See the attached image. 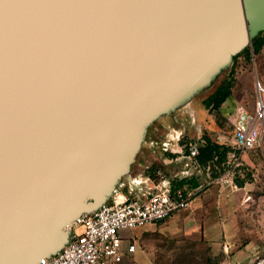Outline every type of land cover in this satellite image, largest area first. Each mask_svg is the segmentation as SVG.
Returning a JSON list of instances; mask_svg holds the SVG:
<instances>
[{"label":"water","instance_id":"1","mask_svg":"<svg viewBox=\"0 0 264 264\" xmlns=\"http://www.w3.org/2000/svg\"><path fill=\"white\" fill-rule=\"evenodd\" d=\"M263 30L264 0H0V264L60 251Z\"/></svg>","mask_w":264,"mask_h":264},{"label":"rangeland","instance_id":"2","mask_svg":"<svg viewBox=\"0 0 264 264\" xmlns=\"http://www.w3.org/2000/svg\"><path fill=\"white\" fill-rule=\"evenodd\" d=\"M264 55H254L251 61L239 56L232 61L226 72L220 76L234 72L233 93L218 110L207 108L203 99L208 93L188 98L177 104L175 109L155 119L149 128L138 151L136 161L131 170L123 176L115 193L128 188L130 176L145 174L153 160H157L165 149L176 144L172 133L182 132L178 143L188 142V137L202 139L204 135L211 138H230L232 134V114L236 103L243 104L253 110L256 98V79L264 86L260 65ZM257 77V78H256ZM235 97V98H234ZM176 135V133H175ZM172 138V139H171ZM198 143V142H197ZM227 143V142H224ZM188 153V147L182 148V154ZM239 164L232 159L218 163L210 162L211 175L224 168L234 170L235 183L241 187L238 194L229 192V198L238 199L241 204L233 215L230 229L224 230L221 249H214L209 241L200 238L199 234L188 235L184 231L172 230L162 232L158 225L147 224L135 231L137 251L126 264H260L264 262V142L255 148L239 153ZM229 160V158H228ZM150 168V167H149ZM243 180L240 186L238 181ZM133 194L139 193L131 187ZM245 199L244 200V198ZM244 200V201H243ZM236 218L238 219L236 222ZM238 227L241 229L238 232ZM218 263H216V262Z\"/></svg>","mask_w":264,"mask_h":264},{"label":"built area","instance_id":"3","mask_svg":"<svg viewBox=\"0 0 264 264\" xmlns=\"http://www.w3.org/2000/svg\"><path fill=\"white\" fill-rule=\"evenodd\" d=\"M256 89L254 109L236 103L231 137L217 138L234 149L227 164L235 159L238 165L239 153L264 142V86L258 79ZM185 146L188 147L187 156L196 159L199 152L196 142H185L173 150L182 153ZM207 170H212L210 162ZM215 181L221 187L237 186L232 168H224ZM155 189L147 196L127 194L114 198L93 211L81 214L69 226V239L63 248L55 254L42 256L37 264H126L137 251V229L158 223L188 208L197 194L195 189L173 190L162 169L156 171Z\"/></svg>","mask_w":264,"mask_h":264},{"label":"crops","instance_id":"4","mask_svg":"<svg viewBox=\"0 0 264 264\" xmlns=\"http://www.w3.org/2000/svg\"><path fill=\"white\" fill-rule=\"evenodd\" d=\"M261 52L264 55V45ZM260 53L258 54L260 55ZM260 68L264 81V60ZM175 133H172L171 136L176 140V144L170 146L169 149H165L156 158L157 160H153V169H150L152 166H149L150 168L148 167L145 174L130 176L127 182L128 188L125 187L123 192L115 193L113 199L121 198L127 194L147 196L154 192L156 190V171L157 169H162L173 190L195 189L197 190V194L191 200L188 208L180 210L169 218L151 225H158L159 229L165 233L176 229V231L182 230L188 235L197 236L199 234L200 238L207 239L214 249H221L222 244L220 242L223 239V232L230 229V224L234 220L233 215L241 205L238 199L232 201L229 198L231 195L229 192H236L235 194H238L240 193L238 190L241 187L238 185L236 187H221L215 181L216 176H212L211 172L207 170L209 162L203 164L197 159L188 157L187 153L175 152L173 149L179 148L180 144L178 140L182 132ZM192 181L197 182V186H191ZM131 187H135L139 193L133 194ZM245 199H247L246 196ZM237 220L236 218L235 222ZM240 231L241 229L238 227V232Z\"/></svg>","mask_w":264,"mask_h":264},{"label":"trees","instance_id":"5","mask_svg":"<svg viewBox=\"0 0 264 264\" xmlns=\"http://www.w3.org/2000/svg\"><path fill=\"white\" fill-rule=\"evenodd\" d=\"M263 45H264V30L260 32V34L254 40H252L251 44L247 45L240 52L234 55L232 61H235L239 56H244V58L247 61H251L254 55L260 53ZM228 67L220 72V74L217 76L215 82L211 87L202 89L193 97H197L203 93H208V95L203 99V104L207 108L218 110L221 107V105L226 101V99L230 97L233 93V85L235 82L234 72H231L230 74H226L222 78L220 77L223 72L227 71ZM154 123L155 122H153L150 125V127ZM188 142H196V143L198 142L197 144H198L199 152L196 156V159L203 164L212 162L215 158H217L216 161H218V163H223L226 160H228L229 156L232 153H234V149L228 143L219 142L217 138H211L208 135H204L202 139H198V140L196 139L195 136L188 137ZM153 167L154 166H152L150 169H153ZM219 173L220 171L218 172V170H216L215 176H217ZM237 181L240 186L243 185V180L237 179L236 182ZM197 184L198 183L195 181L191 182V186L193 187L197 186Z\"/></svg>","mask_w":264,"mask_h":264},{"label":"bare ground","instance_id":"6","mask_svg":"<svg viewBox=\"0 0 264 264\" xmlns=\"http://www.w3.org/2000/svg\"><path fill=\"white\" fill-rule=\"evenodd\" d=\"M260 264H264V262H261Z\"/></svg>","mask_w":264,"mask_h":264}]
</instances>
